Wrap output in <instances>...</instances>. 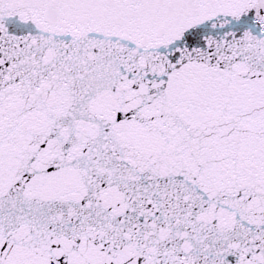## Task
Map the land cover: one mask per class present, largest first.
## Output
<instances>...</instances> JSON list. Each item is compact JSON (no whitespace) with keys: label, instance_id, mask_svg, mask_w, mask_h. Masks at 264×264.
Instances as JSON below:
<instances>
[{"label":"water","instance_id":"water-1","mask_svg":"<svg viewBox=\"0 0 264 264\" xmlns=\"http://www.w3.org/2000/svg\"><path fill=\"white\" fill-rule=\"evenodd\" d=\"M0 264H264V0H0Z\"/></svg>","mask_w":264,"mask_h":264}]
</instances>
